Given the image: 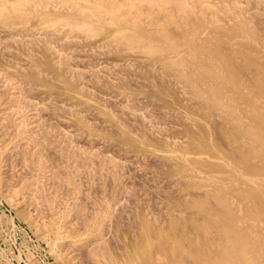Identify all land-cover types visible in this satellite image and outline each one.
<instances>
[{
  "label": "bare ground",
  "instance_id": "1",
  "mask_svg": "<svg viewBox=\"0 0 264 264\" xmlns=\"http://www.w3.org/2000/svg\"><path fill=\"white\" fill-rule=\"evenodd\" d=\"M59 1H63L66 5H68V6L70 5V7L74 9L73 13L59 15L58 16L59 20H63L65 22H67V24H69L70 26L76 25L78 28H81L86 33H88L89 35L96 34L101 30L102 26H104V27L107 26L108 27L107 31L108 32L110 31V35L113 36V40L116 41L115 42L116 45L114 46V48L121 47L122 45H124V46L128 45L129 47H134L135 49H140L143 53L152 56L154 58L153 64L152 65H143L142 68L146 67V69H148V71H150L151 73L155 72L156 74L160 73V70L163 73L165 72V74H167V76H168V77L167 76L166 77L170 78V80L173 82L174 85H178V86L180 85L181 88L184 90V92H187L188 99L191 100L192 104H193L192 108H196L199 111H201L204 119H211L210 120L211 125L209 127H207L206 123L204 121H201V120L195 121V118H191V120L189 121L188 120L189 118H188L187 121L190 122V125L192 127L196 126L198 128V131H196V132H194V130L190 131V135H191L190 138H186V137L184 138V140L188 139V141L182 142L181 140H183V139L180 140V137L178 138L180 141H178L176 139L174 140V138H177V137H173L171 135V137L173 139L172 140L167 139V142H166V147H168L167 150L162 151V153H160V154L154 152L157 148L153 147L155 150H153V151L151 150L153 152V158H154L153 163H156L157 160H162L160 162V164L162 167H164V173L166 170H168L169 173H171L173 175V184L172 185L175 187L176 192H175L174 196L172 195L173 198L171 196H170L171 198L170 197L168 198L166 196H163L161 194V192L160 193L158 192V194H156L157 190H155V188H154V190H151V188H149L150 186L146 182V184H145L146 187L144 186L146 188L145 189L146 193L147 194L152 193L153 195H156V196L159 195V197L162 195L160 199H162L164 197V199L162 201L164 204L163 207H165V208H163L164 209L163 212L166 209V211L168 213L164 217V215L162 216V214H165V213H163L161 210L162 214H160V216L164 217V219H165V220H162L164 222V223H162V224H164L163 226L155 224V226L148 228L146 226L148 222L146 223V225L143 224L146 226V229L143 228V231L140 233V241H139L138 245L135 246L132 249V251L126 255L125 260L123 259L124 255H122V253H119L120 257L122 255L121 258L124 260L123 264H126L125 261H127L129 264H164V263H162L163 259H166L165 264H264V25H263V28H261L259 26V24L261 22H263V24H264V20H262L263 17L260 19L254 13V11H253L254 5L252 4L253 0H247V3H248L247 6L245 5L244 7H241V8L234 7L231 9H225L223 7V5L225 3L234 4V3H236L235 2L236 0H220L222 3L220 8L217 5H215V3H214V5L211 4L212 1L210 2L209 0H194L193 6H190L191 4L189 6L186 5L184 0H123V1L120 0V1H122V3H119V2L115 3V0H90V1L89 0H59ZM259 1H260L261 5L263 6V9H264V0H259ZM51 2H53V1H51ZM140 2L145 3L148 8H151L153 5H155L158 9L163 10L165 12L164 14L167 16L166 20H165V24L163 22L164 20L161 22H156L155 19H153V18L152 19L150 18V21L147 18L148 21L150 22L148 24H152V25H154V27L151 29L144 28L145 23L142 20V15H144L146 13V11L143 12L139 9L138 4ZM186 2H187V0H186ZM41 3H42V0H0V18H1L0 24L2 26H5V27H8V26L11 27L15 22H18L17 20L21 21V20H24L25 18H27V15L30 14L31 10H33L32 6H34L35 4L37 6V4H41ZM238 5H240V4H238ZM36 6H34V7H36ZM167 6H169V7L173 6L175 9H177L178 14L177 15L173 14L171 12L173 10L168 11ZM44 7H45V4H44ZM37 8H38V6H37ZM216 11H220L221 14L226 13L228 15V22L229 23L224 24V22L221 21V19L215 13ZM44 22L46 23V21H44ZM167 25H169L171 29L167 28L166 27ZM173 27H175V28L173 29ZM2 32H3V30H2ZM46 32L47 31H45V33ZM48 32H50V31H48ZM1 33H0V36H1ZM8 33H6V34H8ZM34 33H35V31H34ZM6 34H5V36H6L5 38L0 37V45H4L2 47L10 45V43L17 44L20 47H22V46L25 47V46H27V44H30V43H32V45H34L35 42L41 43V45L44 46L45 50L48 51L54 57L53 59L55 61L53 63V67H55L56 70H57V68H59V69L63 68L64 73L66 72V73L70 74L69 75L70 78L72 77L76 80H80V79H83V77L85 76L87 78L89 77L88 80L90 79V81H96L95 83H97V80H98L97 78L100 77V75H98V74H101L102 77L106 76V74H104L105 72H103L104 70L107 69V66H105L106 64H104L106 69H104L105 67L103 65H98L95 68H92V66H94L96 64V60L94 62L95 63L94 65H93V62H91V61L88 63V64L92 63L91 67L88 66V64L87 65H81L82 64L81 60L79 61V62H81L79 64V62H78L79 59L77 58V57L81 56V55L79 56V54H78L80 49L78 50L76 48V51L78 50V52H76V51H74L75 47L73 50V49H71V47H70L71 45H70L69 48L66 49V52L68 51L67 52L68 54L65 51H63L65 48H63L62 45H64V43H66V39H68V41H69V35L68 34H70V33H67L66 38L64 37L65 36L64 35L63 36L64 39L61 36L62 41L65 40V42L63 44L58 42L59 45L62 44L60 46L57 44V42H55L56 46L53 45L51 43L52 41L50 42L48 37L45 36L47 34L44 35V32L43 33L41 32V35H40L41 37L39 36L40 38H38V39L29 38L30 36H28L27 37L28 39H27L26 37H23V36L20 37L21 35L16 37V35H17L16 33H15L16 35H14V37L11 36V33L9 35H6ZM36 34H40V33H36ZM42 34L44 36H42ZM64 34H66V33H64ZM12 35H13V33H12ZM32 36H34V34H32ZM47 36H49V35H47ZM54 36H56V35H54ZM84 36L81 37V39L82 38L84 39ZM36 37H38V36L36 35ZM72 37H70L71 40L77 38L76 36L73 38ZM51 39H53V37ZM78 39H75V40H78ZM79 41H80V39H79ZM67 44H65V45H67ZM2 47H1V49H4ZM9 48L7 46V49H8V50H6L7 52L6 51L3 52L4 50L1 51V49H0V51H1L0 55L2 54L3 57H4V55L6 57L7 54H3V53H8V51H9V53H12V52H10ZM25 48L29 49V45ZM99 48H101V49H99V51L95 50V51H98L97 54H99V52H101L103 49H104L103 51H106V52L109 51V49H106L104 47L102 48V46H100ZM10 49L12 50L13 46H11ZM94 49H98L97 46H95L92 49V51H90L91 53H89V54L90 55L92 54V55L97 57V54H95L96 52L93 53ZM14 50H15V48H14ZM19 51L21 52L22 50H19ZM69 51H70V54H73V51H74V53L76 52L75 54L78 55V56L76 55L77 56L76 58L78 60L76 59V61H75V59H73L74 60L73 61L71 59V57L75 54L69 55ZM71 51H72V53H71ZM81 51H80V53H81ZM20 52H13L12 55L14 56V53L19 55ZM106 52H105V54H110V53H106ZM35 53H36V51H34V54ZM84 53H85V49H84V52H82L81 54L84 55ZM30 54L31 53H29L28 55H30ZM34 54L32 53L33 56H34ZM50 54H49V56H51ZM23 55H24V53H23ZM32 55L30 57H32ZM83 55H82V57H80L81 59L86 57ZM86 55H88V54H86ZM99 56H101V55L99 54ZM34 57H32V59ZM11 58L12 57L9 56V59H10V61H9V59L6 57L5 60L8 59V61H5V62H10V63L12 62L13 63L14 60H13V58L12 59ZM25 58H27V57H25ZM11 60H13V61H11ZM20 60L23 62L22 59H20ZM70 60H72V61H70ZM18 61H19V59H18ZM18 61H16L17 62L16 65L19 63ZM85 61H86V59H85ZM99 61H98V63H99ZM134 61H136V60L133 59L131 62L132 65L129 66L131 63L128 60V62L130 63L128 65V67H132L133 63L135 64ZM22 62H20V63H22ZM24 62H25V60H24ZM24 62L22 63L23 65H25ZM71 62H73V64ZM75 62H77L79 65H81V67H79L77 64H76V66L72 67V65H75L74 64ZM103 62H101V63H103ZM120 62L122 63L123 61H120ZM1 63H2V61H1ZM112 63H113V61H112ZM117 63L118 62L116 61V63H113V64L115 65ZM123 63L125 64L126 62H123ZM3 64L5 66V63H3ZM23 65H22V67L24 68ZM27 65L29 66V62ZM108 65H110V64H108ZM123 65H122V67L125 66V65L124 66ZM14 66H11V67H14ZM99 66L100 67L102 66V69H104L102 71L103 73H100L101 71L99 72L98 69H96V68H99ZM110 66H112V67L111 68L108 67V69L110 68L111 73L112 74L116 73L115 76H118L119 74H117V73L120 71L119 70L120 68L117 69L118 71L113 70V72H114L113 73L111 69H116V68H113L112 64ZM120 66H121V64H120ZM126 66L124 68H126ZM135 66H137V65H135ZM15 67H17V66H15ZM15 67H14V69H15ZM32 67L35 70L36 67H34V66H32ZM37 67H39V66H37ZM140 67L138 69H140ZM9 69H11V68H9ZM28 69H29V67H28ZM32 69H30V70H32ZM138 69H136V70H138ZM146 69H145V72H147ZM1 70H2V68H1ZM35 71H36V74L38 76L42 75L41 73H44V75H46V73L43 71L41 72L40 70H38L39 72H41L40 74L37 70H35ZM141 71H142V69H141ZM2 72L4 73V71L2 70L0 72V77H1ZM5 72H7V70ZM8 72H10V71H8ZM3 73H2V78L4 76ZM7 73H6V75H7ZM109 73L110 72L108 70L107 75ZM123 73H124V71H123ZM112 74L108 75L111 77V79H109V77L106 76L109 79V81L112 80ZM120 74H122V73H120ZM152 74H153V75H151L152 77L149 75L150 79L153 77H155L154 79H156L155 74L154 73H152ZM9 75H12L11 72ZM127 75H129V74H127ZM120 76H122L121 78H123V79L125 78V77H123L124 75H120ZM160 76L165 77L164 75H160ZM7 77H8V75L6 76V78ZM9 77H8V79H9ZM18 77H17V79H19ZM126 77L128 78V76H126ZM134 77H135V75H134ZM134 77H133V79H135ZM6 78H3V79H6ZM13 78L11 76L10 81H12ZM136 78H138L137 75H136ZM15 79H13L14 82H15ZM133 79L131 76V80H133ZM20 80H19V82L18 81H16L15 83L13 82L14 86L12 89H10V90H13L11 92V91L7 90V88L9 87V83L7 84V82L5 80L0 79V100H5L3 102H7L6 104L10 105L12 103L13 106L15 105L14 107L12 105H11L12 107L9 106L12 109L14 108V110L10 109L9 107H6L8 110L6 108H4V112H3L4 114L1 113V115H3V116L0 118V133L3 135L4 138H5V136H8V140H9V138H11L10 139L11 142L13 139L14 140L13 141L14 146H16L17 143L19 144V145H17V148L20 150H17L16 147H14V149L18 151L19 156L22 158L21 161L22 160L24 162L30 161L32 164H34V167H33L34 172L32 171V174L33 173L37 174V172H39V173L41 172L40 175L38 173L37 175H39V176H36V177L37 178L38 177H40V178L45 177L47 180V185L48 186L50 185V188H52L51 186H53V188H52L53 191H51V194L46 196L45 194H42L39 191L44 186L42 183L43 181L41 180V182H40V178H39V180L36 179L34 182L30 183L32 178H31V180L29 179L30 182L28 181V183H26V186L24 188H25L26 194L28 195L27 198H28L29 202L33 204V206L35 205L40 210V208L43 209V207H44L43 205H47L48 209H50L53 201L55 199H57V197L59 195L64 193L65 190H67L65 188H68V186L70 184L72 185V187L69 186V189L71 187V190L66 191V193L69 192L71 194V195L69 194L70 197L73 196V198L76 200L75 196L72 195V193L73 194L76 193V194L80 195L79 193H81L80 190L83 189L82 188L83 185L86 186V183H84V184L81 183L83 185L78 183V181H79L78 179L82 180L85 177V174H84V176H82L83 178L82 177L78 178L79 175L83 172L82 171L80 173V171L84 169V166H83V165H85L84 162L90 164L89 165L90 167H92L91 165H93L92 163H94V161L99 162V164L102 163L104 166L106 165V168H103L104 167L103 165L100 166V168L102 170L106 169L107 171L105 170V172H107L108 175L112 176V179L115 178V177L113 178V176L115 174H117L116 172H118L119 170H120V172H124V169H123L124 168V161L121 160V157H123V156L127 157V154L123 155V153H121L120 155H118L120 157L119 159L121 161L118 158H117V160H115L116 155H117L116 154L117 151H114L115 155L113 154V156L111 157V155L113 153V148H111V150H112L111 154L109 152H108L109 154H106L105 152L103 153L104 150H102L101 153H103L104 155L101 154V156H99L100 153L98 154L97 150L94 148H99L102 145V144L100 145V142H99L98 147L97 146L94 147L93 150L88 149V150H91L88 152H87V150L85 152H83V151H80L79 148L76 149V147H78L79 145L77 146L76 142L73 143V141L74 140L76 141V139H74V140L71 139L72 135L74 136L75 135L74 133H76V132L74 131V133L72 134L71 131L66 133L67 131H64V129L60 130L63 127L62 123L64 121L66 123H63V125L66 124L67 128H68V125H71V124H67L68 118L63 120V122L61 121L62 123L59 122L60 119H57V120H59L58 122L53 121V120H56V119H53L54 117L52 118V120H51V118L44 119V116L48 117L47 114L43 116V114L46 113V111L48 110V108H46V106L44 105L45 102L42 103L43 99L40 102L34 101V99L31 100L33 96H29V97H31V99H30L28 97V94L31 93V90H32L31 88H33V87L32 86H30L31 88L29 86L25 87V85H24L25 82H24V84L22 83L23 84V86H22L20 84V82H21ZM50 80L52 81V79H50ZM135 80L133 81L135 86H139L142 84V83L140 84L139 82H137V80H136V82L139 83V85L136 84ZM138 80H140V79H138ZM1 81H5V82H3L4 86L2 85ZM83 81H79L78 83H82V82L85 83V80H83ZM98 81H99L98 83L100 84V80H98ZM123 81H124V83H123ZM123 81H122V84H125L126 81L125 80H123ZM151 81H153V80H151ZM102 82H104V81H102ZM162 82H163V80H162ZM27 83H26V85H27ZM87 83H88V81L84 84V86L87 85V87H88L89 85ZM91 83H92V85H94L93 82H91ZM114 83H116V81L113 82V85H116V87H117V84H114ZM129 83H128V85H131ZM151 83H153V82H151ZM120 84H121V82H120ZM5 85L7 86V88H5ZM79 85H80L79 88L81 90V84H79ZM105 85H106V83L103 85L106 88L107 86H105ZM152 85H154V84H152ZM103 86H101V88ZM156 86H159V84H156ZM89 87L87 88V89H89V91L85 87H83V88L86 89L89 93H90V90L97 88V87H95V88L93 87V89H91V86H89ZM130 87H128L127 89H130ZM144 87L141 89H145ZM150 87H151V85H150ZM154 87H155V85H154ZM9 88H11V86ZM83 88H82V91L84 90ZM156 88H158V87H155V89ZM76 89H78V88H76ZM130 91H131V89H130ZM167 91L168 90H165L166 93H167ZM97 92H95V90H94V93H97ZM99 92L100 93H98V94L101 95L102 92L101 91H99ZM131 92H133V90ZM142 93H141V95H142ZM98 94H96V95L98 96ZM75 95L80 96L77 94H75ZM93 95L91 93V95H89V96L93 97ZM184 95H185V93H184ZM39 96H42V95H39ZM50 96L51 95H49V97ZM109 96L111 97L112 94ZM128 96L126 98H124V100H122L123 104L120 103L122 101L116 102V99H115L116 103L122 104L119 106L117 105L118 115L117 114L116 115H117V117H119V119H125V121L123 120V122H126L125 117L127 115H128L127 117L129 118L128 120H130L131 115H133L132 117L134 118V115L137 114V112H135L136 114L134 113V111L132 109L133 106L131 103H129V101L131 99H129L130 97H128ZM140 96H138V97H140ZM187 96H186V98H187ZM54 97H55V95H54ZM58 97H60V96H58ZM108 97H106V95L104 97V98H107V99H104L105 103L106 102L109 103L107 105H110V102H111V105L116 104L114 101H110L111 98L110 97L108 98ZM115 97H117V96H115ZM36 98H38V96L35 97V99ZM117 98H119V96ZM144 98H146V97H144ZM149 98H147V99H149ZM81 99H83V98H81ZM84 99H83V101H84ZM150 99H149V101H150ZM152 99L156 101L155 98H152ZM38 100H40V97ZM86 100H87V98H86ZM153 100H151V101H153ZM50 101H52V100H50ZM56 101H58V100H56ZM96 101H97V99H96ZM101 101H102V99H101ZM139 101H140V99H139ZM142 101H144V100L142 99ZM61 102H63V101H61ZM89 102H91V101H89ZM93 102L94 101L92 100L91 103H93ZM131 102L135 103L136 101L132 100ZM196 102H202L203 106L199 105L198 103L196 104ZM63 103H65V100ZM63 103L61 104V107H62ZM102 103H103V101H102ZM140 103H141V101H140ZM145 103H147V102H145ZM4 104L5 103L1 102L0 106H2ZM142 104L144 105V103H142ZM142 104H139L138 106L141 107ZM52 105L54 106L53 102H52ZM52 105H50L51 106L50 108H52ZM58 105H60L59 102H58ZM64 105H63V108H64ZM66 105H67L66 107L69 108V110H68V112H69L71 105H69V104H66ZM79 105L80 106H78V105L76 106V109L78 107L80 108L82 106V104H80V103H79ZM138 106H136V107H138ZM47 107H48V105H47ZM136 107H134V108H136ZM53 108L55 110V107H53ZM84 108L85 107L83 105V110L81 111L82 108L80 109L81 112L79 110L74 111L75 110V106H74V110L71 107V109H72L71 111L74 113V115L78 116L77 118L80 117V119L81 118L83 119V116L85 118V117H88L89 114L90 115L93 114V111L90 110L91 113L89 112L88 115L87 114L85 115L86 111ZM97 108H98V106H97ZM146 108H144V109L148 110L149 105H148V108L147 109ZM57 109H58V107H57ZM61 109H59V111ZM154 109H155V107L152 108V110L150 108L148 111L152 112V111H154ZM25 110L26 111L28 110V112L30 110V113L26 112ZM66 110H67V108H66ZM86 110H88V109H86ZM156 110L157 109H155V112H157ZM160 110H161V108H160ZM169 110L170 109H168V112H169ZM2 111H3V108H2ZM2 111H0V112H2ZM83 111H84V114H83V116H81ZM106 111H108V110H106ZM159 111H158V115H159ZM25 112L28 114H26ZM65 112H67V111H65ZM161 112L163 114L164 113L167 114V110L164 112L163 111H161ZM175 112H176V110L174 111L173 114H175ZM47 113H49V115H50L49 111H47ZM109 113H110V111H109ZM115 113L116 112L114 111V114ZM162 113H160V114H162ZM170 113H172V112H170ZM184 113H186V112H184ZM95 114H97V113H95ZM95 114H93V118L95 117L94 116ZM154 114L156 116L157 113L152 112V117L155 119V118H157V116L154 117ZM173 114L172 115L170 114V115L172 117H174ZM51 115L53 116L54 114H51ZM138 115H140V114H137L136 117L139 118L140 116H138ZM142 115L145 116V114H142ZM147 115H151V114L148 113ZM163 116H164V118H166V116L168 117V114L166 116L165 115H163ZM178 116L180 117V115H178ZM31 117H32V120L30 119ZM69 117H71V116H69ZM114 117H116V116H114ZM136 117H135V121L137 120ZM170 117H168V118H170ZM187 117H189V116H187ZM93 118L92 119L90 118L91 120H89V122L87 120V123L90 124V121L95 120ZM174 118L178 119L176 117H174ZM180 118H182V117H180ZM29 119L33 123L32 125H30L31 127L30 126L27 127V122H30ZM63 119H64V117H63ZM113 119L114 118H112V120ZM116 119H117L116 121L118 122L119 119L118 118H116ZM152 119L150 122L151 124L149 123L150 127L152 126V123L154 122V120L152 122ZM46 120H48V121L50 120V121L48 122ZM101 120L102 119H100V121ZM159 120L160 119H158V121H157L155 119V121H157L156 123H158V122L160 123L159 125L157 124L158 126L155 125L158 127V129H159L160 125L163 124V123L161 124V122H160L161 120L160 121ZM132 121H134V120H132ZM132 121L130 122L131 124H132ZM184 121H186V120H184ZM50 122L61 123L62 127H59L58 126L59 124L56 125L57 123L56 124L54 123V125H52L53 123L51 124ZM144 122L146 123V120ZM144 122H143V124H144ZM165 122L163 125H167V122H166V124H165ZM96 123H98V122L96 121ZM106 123L107 122H105L104 124L102 123V124L107 125L108 123L107 124ZM99 124H101V123H99ZM102 124H101V126H99L97 124L100 127L99 129H101V127H103ZM120 124H122L121 121H120ZM125 124L127 125V123H125ZM55 125L57 126V128ZM93 125H94V123L92 124V126ZM136 125H138V124L136 123ZM147 125H148V121H147ZM168 126H169L168 129H170L173 125L170 127V124H168ZM71 127H73V126H71ZM134 127L135 126H132L133 129L138 128V127L137 128L136 127L134 128ZM150 127H148V128L149 129L153 128V127H151V128ZM69 128H70V126H69ZM108 128H109V126H108ZM113 129H114V127H113ZM113 129L111 128V130H113ZM137 130L141 131L140 128ZM195 130H197V129H195ZM77 131L81 132L80 134L82 136L83 130L82 131L77 130ZM140 131H139V133L137 132L138 136L140 135L141 137H143L142 136L143 132L140 133ZM148 131H153V130H148ZM154 131H155V129H154ZM165 131H166V129H164V132ZM134 132H136V130H134ZM60 133H64L62 136L64 139L67 136L66 134L70 135V133H71L72 134V135H70L71 138H70V136L68 138L73 140L70 142H71V144L73 143V145H76V146L72 145L73 147L72 146L67 147V145L69 144L68 139H66L68 141H65V142H68V144L63 145V142L61 144L62 140L60 141L59 137H61L62 134L60 135ZM114 133H115V131H114ZM129 134H131V133H129ZM132 134H134V133H132ZM152 134H153L152 136H154V133H152ZM155 134H156V132H155ZM76 135H77V139H78V134H76ZM159 135H161V134H159ZM86 137L88 139V137H90V136H86ZM166 137H168V135L165 137L162 136L161 139L166 138ZM85 138L84 139L82 138L80 140H85ZM94 138H95V136L93 138H90V140H93ZM133 138H135V137H133ZM133 138H132V140H133ZM1 139L2 138H0V140ZM20 139H22V140L25 139L23 141L24 143L21 142L23 144V145L21 144V146H20V142H17V140L19 141ZM142 139L144 140L145 138H142ZM8 140H6V143ZM90 140H89V142H90ZM101 140H103V138ZM107 140L105 142L108 144L111 139L108 140V142H107ZM147 140H151V139L148 138ZM112 141H114V140H112ZM135 141H136V139H135ZM81 142H80V145H81ZM84 142H83V144H84ZM8 143H10V142H8ZM86 143L87 142H85V146H84L85 148L86 147L91 148V147L95 146V144L93 146H86ZM71 144H69V145H71ZM91 144H93V142ZM110 144H112V142H110ZM136 144H138V143H136ZM32 145H33V147H31V148L32 149L34 148L33 151L31 149H29V147ZM120 145H122V144H120ZM134 145H135V143H134ZM5 146H6V144H5ZM51 146L53 147L52 150L55 149L54 151L58 154V155H56L57 158L59 157L58 160L59 159L62 160V161L61 160L57 161V163H59L61 165V167H63L64 169L63 168L57 169V167H60L59 164H57L58 166L55 167L53 162H51V161H56V159L50 160L51 159L50 154L47 153V152L51 151V154L54 155L52 153V150L50 149ZM84 147H82V149H84ZM101 147H103V146H101ZM124 147H126V146H123V148H121V150L124 149ZM148 147H149V145H148ZM7 148H9V147L7 146ZM11 148H13V147H11ZM153 148H151V149H153ZM14 149H9V150H12V152H14L13 151ZM114 149H116V148H114ZM119 149H120V147H119ZM126 149H129V148L126 147ZM105 151L107 152V150H105ZM12 152H11V154H12ZM14 153L17 154L16 151ZM140 153L141 152H139L137 154L140 155ZM142 154H143V152H142ZM149 154H150V152H149ZM143 155H140V156L143 157ZM76 156H78V157H77V160L75 162L74 157H76ZM130 156H132V155H130ZM4 157L6 160H9L6 158V156H4ZM9 157H11V155ZM12 157H11V159H12ZM15 157H16V155H15ZM48 157H50V158H48ZM53 157L54 156H52V159L55 158V157L54 158ZM79 157L81 158V160L79 159L80 161L78 160ZM126 157H124V160ZM146 157H144V159ZM149 157H148V161L149 160L152 161V159H150ZM3 158L1 160V157H0V165H1V161H4ZM14 159H12V162H14ZM138 159H140V158H138ZM16 161H18V160H16ZM60 161H61V163H60ZM77 161L79 162V165L81 162H83V165H82L83 169H82V167H79L80 169L78 168L79 165L77 166V164H78ZM127 161L128 160H126L125 164H127ZM130 161H133V159ZM6 162H8V161H6ZM18 162H15V163H18ZM136 162L138 163L139 161L137 160ZM19 163H18V165H19ZM137 163H135V164H137ZM158 163H159V161L156 164H158ZM95 164L96 163H94V165ZM140 164H141V161H140ZM149 164H150V162L147 163V166ZM25 165L26 164L23 163L22 166H24L26 168ZM127 165L129 167L130 164H127ZM11 166H12V164H11ZM22 166H20V167H22ZM86 166H88V165H86ZM157 166H159V164ZM161 166H159V167L161 168ZM94 167L97 168V166H94ZM134 167H136V166L133 165L132 168H134ZM143 167H146V166L143 165ZM143 167L141 166V168H143ZM1 168L4 169L6 167L4 165V167L2 166ZM121 168L123 169V171L121 170ZM149 168H147V169H149ZM153 168H154V166H153ZM138 169H139V166H138ZM138 169H134V170H138ZM23 170H25V169H23ZM116 170H118V171H116ZM6 171L8 172V170H6ZM6 171L3 170V172H5V174L3 173V175H6V173H7ZM96 171H98V170H96ZM130 171H131V169H129V172L127 170V173H125L126 172V170H125L124 174L127 175L128 173H130ZM87 172L91 173L92 170L87 171ZM101 172H102L101 174H104V170ZM135 172H140V169L138 171H135ZM153 172H154V170H153ZM8 173H7V175H8ZM11 173H12V171H11ZM18 173L21 174L20 172H18ZM27 173H28V171H27ZM146 173H147V171H146ZM146 173H143V174H146ZM154 173L156 174L157 172H154ZM28 174H30V173H28ZM118 174L120 175V177L122 176L120 173H118ZM132 174H133V172H132ZM150 174H152V172ZM150 174H148V175H150ZM3 175H2V172L0 169V187H1V185H3L2 181L4 180V178L7 177V176L3 177ZM93 175H95V174H93ZM137 175H135V176H137ZM10 176L12 178L13 175H9V177ZM21 176H22V174H21ZM123 176H125V175H123ZM139 176H142V174L140 173ZM139 176H137V177L139 178ZM145 176H144V178H145ZM153 176L154 177L155 176L160 177V175H153ZM153 176H151V178ZM24 177H26V176H24ZM24 177H21V179ZM31 177H33V176H31ZM96 177L94 176L92 178V180ZM116 177H117V175H116ZM86 178H87V176H86ZM88 178H89V176H88ZM91 178H90V180H91ZM18 179H20V177H18ZM101 179L103 180V178H101ZM112 179H110V181ZM125 179H126L125 181H128L127 180L128 177ZM129 179H130V177H129ZM9 180H7L8 183H9ZM87 180L88 179H86V181ZM144 180L141 179L140 180L141 182H140L138 179V181L141 184H142V182H144ZM5 181H6V179H5ZM5 181H4V183H5ZM7 181H6V183H7ZM91 181H90V183H91ZM107 181H109V180H106L104 182L107 183ZM135 181H136V178H135ZM154 181H152V182H154ZM161 181H163V180H161ZM161 181H160V179L158 180V182H160V183L158 185H156V187H158L162 183ZM39 182L42 184H39ZM82 182H84V180H82ZM102 182H101V185H102ZM111 182L113 183V181H111ZM132 182H133V180H132ZM166 182L168 183L167 180H166ZM166 182L164 184H165V186L168 187V184ZM18 183H20V182L18 181ZM96 183L97 182L95 181V184ZM98 183H97L98 185L96 184L94 186L100 187V182L98 181ZM136 183H138V182H136ZM148 183H150L149 180H148ZM109 184H110V182H109ZM109 184H107V185H109ZM127 184H130V188L132 187L131 181H130V183L128 181ZM170 184L171 183H169V186H170ZM6 185H5V188L6 187L9 188V186H6ZM8 185H10V184H8ZM79 185L82 187H80ZM104 185H106V184L104 183L103 186ZM133 185H134V183H133ZM154 185H153V187H155ZM135 186L137 187L136 190H138V186L137 185H135ZM165 186L163 187V185L162 186L160 185V188L161 187L165 188ZM86 187L84 189H86ZM91 187L93 189H95L93 187V185H91ZM91 187L89 188L90 191L88 190V188H87V191H89L88 193L93 194V193H91L92 192ZM120 187H121V185H120ZM120 187L118 186L117 188H120ZM170 187H172V186H170ZM108 188L109 187H106L107 190L104 189V191H110V190H108ZM127 188H128V186H127ZM139 188H140V190H142L141 185L139 186ZM62 189H64V192ZM126 190L128 191V189H126ZM161 190H163V189H161ZM164 190H165L164 192H166L167 189H164ZM169 190H171V189H169ZM87 191H85L86 194H87ZM97 191H99V190L97 189ZM100 191H101V189H100ZM131 191H130V193H131L130 195H132ZM4 192H6V190ZM4 192H2V193H4ZM93 192H95V194H96L95 196L100 194V192H96V190ZM136 192L138 194V191H136ZM140 192H144V190L140 191ZM140 192H139V194H140ZM102 193H103V190H102ZM116 193H117V190L113 193L114 194L113 198L115 197ZM123 193H126V192H123ZM84 194H82V195H84ZM107 194H110V192L109 193L107 192ZM126 194L129 195V193H126ZM149 194H148V196L151 198L152 194H151V196ZM67 195H65L66 198H68ZM118 195H122L121 198H123V196H124L122 193L118 194ZM118 195L116 197L117 199L119 198ZM104 196H105V193H104ZM138 196H140V195H137V197ZM143 196H147V195L143 194ZM78 197H77V199H78ZM80 197H79V199L82 202V200H84L85 196H82L83 197L82 199ZM141 197H142V195H141ZM153 197H155V196H153ZM61 198L62 197H60V202L63 201V198L62 199ZM93 198H94V196L92 197V200H93ZM97 198H98V196H97ZM103 198H105V197H103ZM127 198H126L127 203L125 202V204H126L125 209L126 208L129 209L127 207V204H128V206H129V203L131 204L130 201L128 203V200H130V198H128V199ZM134 198H136V197H134ZM79 199H78V201H79ZM117 199H115V200L117 201ZM123 199H125V198H123ZM123 199H119L120 203L122 202ZM147 199L148 198L146 197V202L152 200V198L150 200H147ZM15 200H17V198ZM87 200L89 201V198ZM157 200L156 201L159 202V198ZM68 201L66 203H68ZM88 201H86V203L91 204L93 206V209H96V213H98L97 207L100 211L102 210L103 212H106L108 210V205H107L108 202L106 204V201H104V200H97L98 202L95 201L98 204L97 207L95 206L96 208L94 207V205H96V204H94L95 202H93V204H92L91 202L88 203ZM131 201H133V200L131 199ZM141 201H142V199H141ZM60 202H58V204H60ZM72 202H73V200H72ZM123 202H124V200H123ZM86 203H85V205H86ZM116 203H114V204H116ZM147 203H149V202H147ZM61 204H62V202H61ZM76 204H78L77 206L79 207V205L81 206L83 203L82 204L76 203ZM76 204L75 205L73 204L71 206L76 207ZM114 204L112 203V206ZM121 204L120 205L118 204V207H120L119 209H121ZM134 204H136V202ZM134 204H131V205L133 206ZM145 204L146 203L143 204V207ZM60 205H59V207H62ZM148 205L146 204V208L148 207ZM122 206L124 207V203ZM132 206H131L130 210H132V211L136 210L137 211V209H135V205H134V209L132 208ZM152 206H155V207H152ZM152 206L151 207L155 209L156 206H158V205H155V201H154V205H152ZM56 207L59 209L57 204H56ZM81 207H83V206H81ZM81 207L74 208V209H78L76 211H79V213H78L79 216L81 215V212L83 210ZM118 207H113V208L117 209ZM123 207H122V209H123ZM38 209H37V211H38ZM93 209L91 208V211ZM125 209H123V210L125 211ZM156 209H155L154 213L157 211ZM45 210H47V209H45ZM59 210H61V209H59ZM59 210H58V212H59ZM72 210H73V208L71 207V211ZM87 210L88 209L86 208V212H87ZM114 210L110 209V212L114 211ZM148 210H151V209H148ZM35 211H36V209H35ZM73 211H75V210H73ZM76 211L74 212V214L77 215ZM89 211L90 210H88V212ZM121 211L122 210L119 211L120 214L122 213ZM127 211H129V210H127ZM140 211H141V209H140ZM39 212H38V214H40ZM61 212H62V210H61ZM103 212H101V213H103ZM117 212H118V210L115 212V214L113 213L111 215L114 216V215H116ZM144 212H145V210H144ZM69 213H70V210H69ZM128 213L131 217H133V221H131V222H132V225H134V226H132L131 224H130V226H129V224L127 225V227L129 226L130 228H132L130 231L131 232L130 235H132L133 227H136L135 226L136 224H134V223H137L138 221L135 220V222H134V219H136L134 217H137V216H134L136 212H134V214L131 212V214H133V216L130 214V212H128ZM148 213H149V211H148ZM148 213H147V215H148ZM154 213L151 212L152 216ZM57 214L58 213L56 211V215ZM74 214L72 213L71 216H73ZM98 214L97 215L95 214L94 216H92V213H91L90 218H88L89 216L86 217L85 215L82 214L81 215L82 217H79L80 220H77L74 216V218L77 221H80V222H78L79 224L77 222L76 223L78 224V227L79 226L82 227V228L79 227L80 230L82 229L81 232H83V230L89 231V229L91 228L90 225H92L94 231H96V232L99 231V229L101 228V221H102L103 217L101 216V214L100 215H98ZM120 214H117V215H119V217H121ZM123 214H125V216H127L126 213H123ZM87 215H89V214H87ZM129 215H128V217H129ZM143 216H145V215H143ZM112 217L110 216V218H109L110 221H111ZM115 217L118 218V216H115ZM162 217H161V219H162ZM42 218H43V216H42ZM121 218L123 219V217H121ZM154 218L152 220L156 221V219H154ZM59 219H60V217H59ZM72 219H73V217H72ZM109 219H106V221ZM137 219H138V217H137ZM125 220L127 221V218H125ZM72 221H74V220H72ZM110 221L108 222L107 226L110 223H112ZM165 221H166V223H165ZM103 222L105 223V221H103ZM122 222H124V221H122ZM131 222H128V223H131ZM47 223L48 222L46 221V224ZM57 223H58V218H57ZM68 223H66V224H68ZM114 223L115 222H113L112 224L114 225ZM121 223L118 225L121 226ZM125 223H127V222H125ZM160 223H161V220H160ZM58 224H57V226H58ZM71 225H73V222ZM74 225H75V222H74ZM104 225H106V223L103 224V227L105 228ZM114 226L116 227L117 225L115 224ZM114 226L113 227L109 226V228L112 227L111 229L114 230V229H116ZM71 227H73V226H71ZM123 227L124 226H122V229H127V227H124V228ZM109 228H107V229L105 228V229L109 230ZM45 230H46V228H45ZM55 230H56V228H55ZM77 231L79 232L78 228H77ZM101 231H102V229H101ZM109 231H108L109 235H110V233H113L112 231H110V232ZM123 231L121 230V232L123 233V237H124V233H126V232H123ZM102 232H100V234ZM104 232H103V234L107 235V233H104ZM133 232L137 233L138 231L136 232L134 229ZM86 233L87 232H84V234H86ZM114 234H115V231H114ZM134 235L135 234H133V236ZM61 236L62 235H60V237ZM82 236H85V235L82 234L81 239H78L77 242L82 243L81 241H84V243H85V239H83L84 237L82 238ZM97 236H99V235H97ZM111 236H112V234L109 236V240H111L110 239ZM114 236L115 235H113V237ZM85 237H88V235ZM93 237H94V235H93ZM104 237H105V235H104ZM113 237H111V238H113ZM71 238H73V237H71ZM99 238H101V236ZM96 239H97V237H96ZM105 239L104 240L97 239L94 241H88L89 245L87 246V244H88L87 243L86 244L87 247L84 245L83 246L84 248L82 247L81 244L77 243L79 246L76 247L77 250L74 247L76 254H75V256H72V257H75L74 260L77 259L78 257H79L78 259H82L83 257L85 259L88 258L89 261L91 262V264H98L99 263L98 262V260H99L98 256L102 257L105 254H107L106 249L109 248L108 243H107L108 245L106 244L107 246L105 245L107 248L104 247ZM115 239L117 240L116 237H115ZM57 240H59V239H57ZM47 241H49V237H48ZM107 241L108 240H106V242ZM57 243L55 245H57ZM69 243H70V241L68 242V244L66 243V245H69ZM73 243H75V242H71V244H73ZM84 243H82V244H84ZM109 243H110V245H112L111 241ZM115 243L118 244V245L116 244L118 247L121 246V245L119 246L120 242L118 243V241H116ZM115 243H114V246H115ZM75 245H76V243L73 244V246H75ZM63 246H64V243H63ZM111 248L113 249V247L111 246L109 248V250H112ZM120 248H122V247H120ZM114 250H115V247H114ZM62 252H61V254H62ZM67 252H69V251L67 250ZM56 255H57V253H56ZM71 255H74V254H71ZM109 255L111 256V258ZM101 257H99V258H101ZM107 257H109L111 259V260H109L110 262L108 264H121L120 262L113 260L112 255L110 253L107 255ZM5 258H6V256H5ZM102 258H103L102 262L104 263L106 258L105 259H104V257H102ZM82 261H83V259H82ZM89 261H87L88 264H90ZM99 264H102V263H99Z\"/></svg>",
  "mask_w": 264,
  "mask_h": 264
},
{
  "label": "rangeland",
  "instance_id": "2",
  "mask_svg": "<svg viewBox=\"0 0 264 264\" xmlns=\"http://www.w3.org/2000/svg\"><path fill=\"white\" fill-rule=\"evenodd\" d=\"M51 1H53V2H51ZM90 1V0H89ZM123 1V0H122ZM122 1H120V0H115V3L116 2H119V3H122ZM189 1V2H188ZM192 1V2H191ZM210 2H211V4H213L214 5V3H215V5H217L219 8H220V6H221V1L220 0H209ZM184 2H185V4L186 5H190V6H193L194 5V0H187V2H186V0H184ZM236 3H234V4H227V3H225L224 5H223V7L225 8V9H231V8H234V7H237V8H241V7H244L245 5L247 6L248 5V3H247V0H236L235 1ZM240 4V5H238V4ZM44 4H45V7H44ZM52 4V5H51ZM57 4V5H56ZM228 6H227V5ZM254 6H253V11H254V13L258 16V18H262V20H264V9H263V6L261 5V3H260V1L259 0H253V3H252ZM260 4V5H259ZM142 5V6H141ZM34 6H36V4L34 5ZM34 6H32V8H33V10H31L30 11V14H28L27 15V18H25L24 20H17L18 22H15L11 27L10 26H8V27H5V26H2L1 24H0V33L2 32V30H3V32L1 33V38H5L6 36H5V34L6 33H8V34H6V35H9L10 33H11V36H13L14 37V35H16V37H18V36H20V37H28V36H30L29 38H34V39H38V38H40L41 36V32L43 33L44 32V35L45 34H47V35H49V36H47V35H45L46 37H48V39H49V41L53 44V45H55L56 46V43L55 42H57V44L59 45V43H64L65 42V40L64 41H62V39H61V36H62V38L64 39V37L66 38V36H67V33H70V34H68L69 35V41H68V39H66V43H64V45H62V44H60V45H62V47L63 48H65L63 51H65L66 52V49H68L69 48V46L71 47V49H73L74 50V47H75V50L74 51H76V48L79 50V52H78V50L76 51V52H78V54H79V56L80 57H82V55L83 54H81L82 52H84V49H85V53H84V55L83 56H86V57H84L85 59H86V61H85V59L84 58H80V57H77L78 55L77 54H75L74 53V51H73V54H75V55H73V54H70V51H69V55H73L72 57H71V59L73 60V59H75V61H76V59L78 60V62L81 60V62H82V64L81 65H87L90 61L91 62H93V65L95 64L94 62H95V60H96V64L94 65V66H92V68H95L96 66H98V65H103L104 66V64H106L105 66H107V69H106V67L104 68V69H106V70H104V69H102V66L100 67L99 66V68H96V69H98V71L100 72V73H103V72H105L104 74H106V76L107 77H109V79H111V77L110 76H108V75H111L112 73H111V71H110V68L112 67V66H110L111 64L113 65V68H116V69H111L112 70V72H113V70H117L118 68H120L119 70V72L117 73V74H119L118 76H115V74H112V80L111 81H109V79L106 77V76H104V77H102V75L101 74H98V75H100V77L99 78H97L98 80H100V84L98 83L99 81L97 80V83H95L96 81H90V79L88 80V78L87 77H83V79H80V80H76V79H74V78H70L69 77V75L70 74H68V73H64V69L63 68H57V70H56V68L55 67H53V63H54V57L48 52V51H46L45 50V48H44V46L43 45H41V43H34V45H32V43H30V44H27V46L29 45V49L28 48H25V47H27V46H22V47H20V46H18L17 44H12V43H10V45L11 46H13V49L11 50L10 48H11V46L10 45H7L8 46V48H9V50H10V52H20L19 50H22L21 52H20V56L19 55H17V54H15L14 53V56L12 55V53H9V51H8V53H3V52H5L6 50H8L7 49V46H5V47H2V46H4V45H0L2 48H4V49H1V47H0V49H1V51H3L2 53L3 54H7V58L9 59V56L10 57H12L13 58V60L15 61H13V60H11V61H13V63L11 62H5V61H8V59L7 60H5L6 59V57H5V55H4V57H3V55L1 54L0 55V70H1V68H2V70L4 71V73H3V75L5 76L6 75V73L8 72V71H10L11 72V74L12 75H9L10 74V72H8L7 73V75H8V77H9V79H8V77L6 78V76L4 77L3 76V78H6V79H3L2 78V73H1V77H0V79L1 80H5L6 82H7V84L9 83V87L11 86V88H7V86L5 85V88H7V90H9V91H13V90H10V89H12L13 88V86H14V84H13V82H14V80L13 79H15V82L16 81H18L19 82V80L21 81L20 82V84L23 86V84H24V82H25V87L27 86H32L33 88H31L32 90H31V93H29L28 94V97L29 96H33L32 97V99H31V97H29L31 100H33L34 99V101H41L42 99V103H44L45 102V106H46V108H48V110L47 111H49L50 112V115H49V113H47V111H46V113H44L43 114V116L44 115H46L47 114V116L48 117H46V116H44V119H46V118H51V120H52V118L53 119H56V120H53V121H59V120H57V119H60V121L59 122H63V120H65V119H67V124H71V125H68V128H67V125L65 124V125H63V123H66L65 121L62 123V126H61V123H57V122H50L52 125H54V123L56 124V125H58L59 127H62L60 130H62V129H64V131H67L66 133H68L69 131H71V133L73 134L74 133V131L76 132V133H74L75 135L73 136L71 133H70V135H72V138H71V136L69 135V134H66L64 137H65V139L62 137L63 136V134L64 133H60V135H61V137H59V140L61 141V144H62V142H63V145L65 144H68V142H69V144H71V142L70 141H73L74 139H76V141L74 140L73 141V143L74 142H76V145L78 146V147H76V149L77 148H79V150L80 151H83V152H85L86 150H87V152L88 151H91V150H93V148L94 147H98V145H99V142H100V145L101 146H103V147H99V148H94V149H96L97 150V153L99 154V156H101V154H103L104 152L106 153V154H111V152H112V150H111V148H113V153H112V155H111V157L113 156V154L115 155V153H114V151H117V155H116V158H115V160H117V158L119 159L120 157L118 156V155H120L121 153H123V155L125 154H127V157L126 156H123V157H121V160L122 161H124V172H125V170H126V172L125 173H127V170H128V172H129V169H131V171H130V173H128L127 175L126 174H124V172H120V170L118 171V170H116V171H118V172H116L117 174H115L114 176H113V178L114 179H112V176H110V175H108L107 174V172H105V170L106 169H103L104 170V174H101L102 172L101 171H103L101 168H100V166H102L103 164L101 163V164H99V162H97V161H94V163H96L95 165H94V163H92L94 166H97V168L96 167H94L93 165H91L92 167H90L89 165L90 164H88V163H86V162H84V164L85 165H83V162H81L80 163V165H79V162H78V164H77V166H78V168L79 167H82V169H83V166H84V169L83 170H81L80 171V175H79V177L78 178H80V177H82V176H84V174H85V177H84V179H82V180H84V182H82V180H80V179H78L79 181H78V183L79 184H81V183H86V186L85 185H83V184H81V185H83V187L82 186H80V187H82L83 189H81L80 191H81V193H79L80 195H78V194H73L72 193V195H74L75 196V198H76V200L73 198V196H71L70 197V193L69 192H67L66 193V191H69V190H71V187H72V185L70 184L69 186H71L70 187V189H69V186H68V188H65V189H67V190H65V192H64V189H62L63 190V192L64 193H62L61 195H59L60 197H62L63 198V201L65 202H63V201H61L62 202V204H61V202H60V197L58 196L57 197V199H55L54 201H53V203H52V206L50 207V209H48V206L47 205H43L44 207H43V209H41L40 208V210L34 205L33 206V204L32 203H30L29 202V200H28V198H27V194H26V192H25V186H26V183H28V181H29V179L31 180V178H32V180H31V182L30 183H32V182H34L36 179L37 180H39V178L40 177H36V176H39L40 175V173L39 172H37V174L39 173V175H37L36 173H33L32 174V171L34 172V170H33V167H34V164H32L30 161L28 162V161H26V162H24L23 160L21 161V157L19 156V154H18V151L17 150H20V149H18L17 148V145H19L18 143H17V145L16 146H14L13 145V139H12V142H11V138H9V140H8V136H5V138L3 137V135L0 133V138H2L1 140H0V157H1V160H2V158L4 157V156H6V158L7 159H9V160H6L5 159V157L3 158L4 159V161H1V165H0V169H1V172H2V175H3V173L5 174V172H3V170L4 171H6V170H8V175H7V173H6V175H3V177H6V178H4V180L2 181V184L4 185L5 183H6V181L7 180H9V183H8V181H7V183L8 184H10V185H8L7 183V185L6 186H9V188L8 187H6L5 188V185L3 186V185H1V187H0V264H88L87 263V261H89V259L88 258H82L83 259V261H82V259H78L77 257V259L79 260H77V259H75L74 260V258L75 257H72V256H75V248L77 247V246H79L78 244H81L82 245V247L85 245L86 246V244H87V246L89 245V242L88 241H94V240H97V239H99V240H104L105 238V243H104V247H106L108 244V247L110 248L111 246L113 247V251L112 250H109V248H107L106 249V253L107 254H105L104 256H102V257H104V259H105V261H104V263L102 262V260H103V258L101 257V256H98V262L99 263H102V264H108L110 261L109 260H111L110 258H111V256H110V258L109 257H107V255L110 253L111 255H112V259L113 260H116V261H118V262H120L121 264H123L124 263V260L126 259V255L128 254V253H130L131 251H132V249L135 247V246H137L138 245V243H139V241H140V233L143 231V228L144 229H146V226L148 227V228H151V227H153V226H155V224H157V225H161V226H163L164 224H162V223H164L162 220H165L164 219V217H165V215H167V211H166V209H165V211L163 212V208H165V207H163L164 206V204H163V199H164V197L162 198V199H160L161 198V196L163 195V196H166V197H172V195L174 196V194H175V192H176V189H175V187L172 185L173 184V175L171 174V173H169V171L168 170H166L165 171V173H164V167H162L161 166V164H160V162L162 161V160H157L156 161V163L159 161V166H161V168L159 167V166H157L158 164H156V163H153V150H155L154 148H157L154 152L155 153H162V151H164V150H167L168 149V147H166V142H167V139L168 140H172L173 138L171 137V135L173 136V137H177V138H174V140L176 139V140H178V141H180L181 139H183V140H181L182 142L183 141H188V139H185L184 140V138L186 137V138H190V131H192V130H194V132H196V131H198V128L196 127V126H191L190 125V120H191V118H195V121L196 120H201V121H204L205 123H206V126L207 127H209L210 125H211V122H210V120L211 119H204V117H203V114H202V112L201 111H199L198 109H196V108H192L193 107V104H192V101L191 100H189L188 99V94H187V92H184V90L181 88V86L179 85H174L173 84V82L170 80V78H167L168 76H167V74H165V72L163 73L161 70H160V73H158V74H156L155 72H152V73H154L155 74V76H156V79H154L155 77H153V78H151L150 79V77H149V75L151 76V75H153L150 71H148V69H146V67H144V68H142L143 67V65H152L153 64V60H154V58L152 57V56H150V55H147V54H145V53H143L140 49H135L134 47H129L128 45H126V46H124V45H122L121 47H116V48H114V46L116 45V41H114L113 40V36H111L110 35V31L108 32L107 31V26L106 27H104V26H102L101 27V30L98 32V33H96V34H91V35H89L88 33H86L84 30H82L81 28H78L76 25L74 26V25H72V26H70L69 24H67V22H65V21H63V20H59L58 19V16L59 15H63V14H70V13H73L74 12V9L73 8H71L70 7V5L68 6V5H66L63 1H59V0H42V3L41 4H37V6H38V8H37V6L36 7H34ZM53 6V7H52ZM56 6V7H55ZM138 6H139V9L141 10V11H146V13L144 14V15H142V20H143V22L145 23V27L144 28H147V29H151V28H153L154 27V25H152V24H148V23H150L149 21H150V18L152 19H155V21L156 22H161V21H163L164 22V24H165V20H166V15L164 14L165 12L163 11V10H160V9H158L155 5H153L151 8H148L147 6H146V4L145 3H139L138 4ZM141 6V7H140ZM43 7V8H42ZM55 7V8H54ZM60 7V8H59ZM70 7V8H69ZM259 7V8H258ZM54 8V9H53ZM167 8H168V11H171V10H173V11H171L173 14H175V15H177L178 14V12H177V9H175L173 6H171V7H169V6H167ZM167 11V12H168ZM216 14H217V16L221 19V21H223L224 22V24H228L229 22H228V15L226 14V13H222L221 14V12L220 11H216L215 12ZM160 16H159V15ZM149 19V21H148V19ZM43 19V20H42ZM0 20H1V18H0ZM44 21H46V23L44 22ZM22 23V24H21ZM263 22H261L260 24H259V26L261 27V28H263ZM5 27V28H4ZM10 27V28H9ZM58 27V28H57ZM167 28H169V29H171L170 28V26L169 25H167L166 26ZM2 28V29H1ZM175 27H173V29H174ZM20 33H19V32ZM22 31V32H21ZM27 34H25L24 32ZM27 31V32H26ZM34 31H35V33H34ZM45 31H47L46 33H45ZM48 31H50V32H48ZM5 32V33H4ZM18 32V33H17ZM12 33H13V35H12ZM16 33V34H15ZM36 33H40V34H36ZM64 33H66V34H64ZM23 34V35H22ZM32 34H34V36H32ZM76 34V35H75ZM25 35V36H24ZM36 35L38 36V37H36ZM43 34H42V36H44ZM54 35H56V36H54ZM65 35V36H64ZM85 35V36H84ZM88 35V36H87ZM40 36V37H39ZM64 36V37H63ZM77 37V38H75V39H80V41H79V39L78 40H75V39H70V37ZM84 36V39L82 38L81 39V37H83ZM53 37V39H51ZM72 37V38H73ZM56 38V39H55ZM59 38V39H58ZM68 38V37H67ZM28 39V38H27ZM30 40V39H29ZM75 40V41H74ZM68 41V42H67ZM71 41V42H70ZM77 41V42H76ZM113 41V42H112ZM59 42V43H58ZM70 42V43H69ZM68 43V44H67ZM37 46H36V45ZM65 44H67V45H65ZM79 44V45H78ZM108 44V45H107ZM17 45V46H16ZM32 45V46H31ZM59 45V46H60ZM39 46V47H38ZM86 46V47H85ZM95 46H97V48L98 49H94L93 50V53L94 52H96L95 54H97V52L99 51V49H101V48H99L100 46H102V48L104 47V48H106V49H109V51L108 52H106V51H101V52H99V54L101 55V56H99V54H97V57L96 56H94V55H90L89 53H91L90 51H92V49L95 47ZM25 49H24V48ZM41 47V48H40ZM80 47V48H79ZM89 47V48H88ZM129 47V48H128ZM6 48V49H5ZM14 48H15V50H14ZM23 48V49H22ZM33 48V49H32ZM39 48V49H38ZM92 48V49H91ZM19 49V50H18ZM27 49V50H26ZM83 49V50H82ZM87 49V50H86ZM105 49V50H106ZM29 50V51H28ZM36 51V55L34 54V51ZM82 50V51H81ZM95 50H98V51H95ZM0 51V52H1ZM28 53H27V52ZM80 51H81V53H80ZM7 52V51H6ZM38 52V53H37ZM68 52V51H67ZM66 52V53H67ZM87 52V53H86ZM105 52L106 53H110V54H105ZM22 53V54H21ZM23 53H24V55H23ZM27 53V54H26ZM29 53H31L30 55H28ZM32 53L34 54V56L32 55ZM71 53H72V51H71ZM9 54V55H8ZM11 54V55H10ZM41 54V55H40ZM49 54L51 55V56H49ZM68 54V53H67ZM86 54H88V55H86ZM26 55V56H25ZM32 55V57H34L33 59H32V57H30ZM77 55V56H76ZM27 57V58H25V57ZM40 56V57H39ZM75 56V57H74ZM3 57V58H2ZM70 57V56H69ZM77 57V58H76ZM11 58V59H12ZM89 58V59H88ZM119 58V59H118ZM127 58V59H126ZM18 59H19V61H18ZM20 59H22L23 60V62H24V60H25V62H24V64L27 66H25V65H23L22 63V61L20 60ZM53 59V60H52ZM92 59V60H91ZM114 59V60H113ZM136 60V61H134L135 62V64L133 63V66L132 67H128V65L132 62V60ZM35 60V61H34ZM72 60H70V61H72ZM94 60V61H93ZM100 60V61H99ZM128 60H129V62H128ZM1 61H2V63H1ZM9 61H10V59H9ZM16 61H18L19 63L16 65ZM74 61V60H73ZM85 63H84V62ZM98 61H99V63H98ZM104 61V62H103ZM106 61V62H105ZM108 61V62H107ZM112 61H113V63H116V61L118 62L117 64L119 65H117V64H113L112 63ZM115 61V62H114ZM120 61H123V62H126L125 64L122 62H120ZM138 61V62H137ZM142 61V62H141ZM146 61V62H145ZM20 62H22V63H20ZM28 62H29V66L27 65L28 64ZM81 62H79V64L81 63ZM87 62V63H86ZM101 62H103V63H101ZM110 62V63H109ZM137 62V63H136ZM3 63H5V66H4V64ZM43 63V64H42ZM72 64H73V62H71ZM84 63V64H83ZM101 63V64H100ZM146 63V64H145ZM15 66H17V67H15ZM21 64V65H20ZM71 64V65H72ZM75 65H72V67L73 66H76V64L79 66V67H81V65H79L77 62H75L74 63ZM108 64H110V65H108ZM120 64H121V66H120ZM126 66V68H124L125 66ZM9 67H8V66ZM20 65V66H19ZM22 65L24 66V68L22 67ZM45 65V66H44ZM47 65V66H46ZM91 65H92V63H90V64H88V66H90L91 67ZM118 67H117V66ZM122 65L124 66V67H122ZM132 65V63L129 65V66H131ZM135 65H137V66H135ZM11 66H14L15 67V69H14V67H11ZM19 66V67H18ZM32 66H34V67H36L35 68V70H40L41 72L43 71V72H45L46 73V75H44V73H41V72H39V74L41 73L42 75H37L36 74V71L34 70V68L32 67ZM37 66H39V67H37ZM115 66V67H114ZM135 66V67H134ZM141 66V67H140ZM7 67V68H6ZM22 67V68H21ZM28 67H29V69H28ZM108 67H110L109 69H108ZM140 67V69H138ZM9 68H11V69H9ZM20 68V69H19ZM33 68V69H32ZM101 68V69H100ZM123 68V69H122ZM129 68V69H128ZM24 69V70H23ZM30 69H32V70H30ZM48 69V70H47ZM59 69V70H58ZM128 69V70H127ZM136 69H138V70H136ZM141 69H142V71H141ZM145 69H146V71L147 72H145ZM1 70V71H2ZM7 70V72H5ZM104 70V71H103ZM108 70H109V72L111 73H109L108 75H107V73H108ZM124 71V73H123V71ZM0 71V72H1ZM14 71V72H13ZM35 71V72H34ZM66 71V70H65ZM103 71V72H102ZM118 71V70H117ZM107 72V73H106ZM127 72V73H126ZM63 73V74H62ZM114 73V72H113ZM120 73H122V74H120ZM50 74V75H49ZM103 74V75H104ZM126 74V75H125ZM127 74H129V75H127ZM14 75V76H13ZM17 75V76H16ZM44 75V76H43ZM114 75V76H113ZM120 75H124L123 77H125L124 79L123 78H121L122 76H120ZM134 75H135V77H134ZM136 75H137V77L138 78H136ZM160 75H164L165 77H161ZM11 76H12V81H10V78H11ZM19 76V77H18ZM47 76V77H46ZM49 76V77H48ZM126 76H128V78L126 77ZM131 76H132V79H133V77L137 80V82H139L141 85H139V83H137L136 82V80L135 79H133V80H131ZM167 76V77H166ZM17 77L19 78V79H17ZM114 77V78H113ZM116 77V78H115ZM152 77V76H151ZM85 78V79H84ZM162 78V79H161ZM167 78V79H166ZM50 79H52V81L50 80ZM69 79V80H68ZM87 79V80H86ZM103 79V80H102ZM108 79V80H107ZM128 79V80H127ZM138 79H140V80H138ZM9 80V81H8ZM75 80V81H74ZM83 80H85V83L88 81V85L89 86H91V89H93V87L95 88V87H97L96 89H93V90H90V93L88 92L89 91V89H87L88 87H87V85L86 86H84V84L85 83H83L84 81ZM118 80V81H117ZM123 80H125L126 82H125V84H122V81ZM131 82H130V81ZM135 80V82H136V84H138L139 86H135V84L133 83V81ZM151 80H153V81H151ZM155 80V81H154ZM162 80H163V82H162ZM5 81H1V83H2V85L4 86V83L3 82H5ZM23 81V82H22ZM72 81V82H71ZM79 81H83L82 83H78ZM102 81H104V82H102ZM108 81V82H107ZM116 81V83H114V84H117V87H116V85H113V82H115ZM130 83H129V82ZM14 82V83H15ZM28 82V83H27ZM90 82V83H89ZM91 82H93V84L94 85H92V83ZM102 82V83H101ZM110 82V83H109ZM112 82V83H111ZM120 82H121V84H120ZM151 82H153V83H151ZM13 85H12V84ZM23 83V84H22ZM26 83H27V85H26ZM63 83V84H62ZM75 83V84H74ZM106 83V85L105 86H107L106 88L103 86L104 84ZM123 83H124V81H123ZM128 83L129 84H131V85H128ZM65 84V85H64ZM79 84H81V90H80V85ZM91 84V85H90ZM112 84V85H111ZM151 85V87H150V85ZM152 84H154L155 85V87H158V88H156L155 89V87H154V85H152ZM156 84H159V86H156ZM96 85V86H95ZM123 85V86H122ZM37 86V87H36ZM101 86H103L102 88H101ZM130 87V89H131V91L133 90V92H131L130 91V89H127L128 87ZM142 86V87H141ZM145 86V87H144ZM153 86V87H152ZM174 86V87H173ZM36 89H35V88ZM39 87V88H38ZM83 87H85L86 89H84ZM110 87V88H109ZM134 87V88H133ZM139 87V88H138ZM145 88V89H141V88ZM76 88H78V89H76ZM82 88L84 89L83 91H82ZM90 88V87H89ZM115 88V89H114ZM181 88V89H180ZM159 89V90H158ZM164 89V90H163ZM66 90V91H65ZM80 90V91H79ZM94 90H95V92H97V93H94ZM165 90H168L167 91V93L165 92ZM99 91H101L102 93H101V95L100 94H98V93H100ZM109 91V92H108ZM115 93H114V92ZM141 91V92H140ZM119 94H118V93ZM127 92V93H126ZM131 92V93H130ZM136 92V93H135ZM143 92V93H142ZM181 92V93H180ZM91 93H92V95H93V97L92 96H89V95H91ZM104 93V94H103ZM109 93V94H108ZM129 93V94H128ZM138 93V94H137ZM141 93H142V95H141ZM180 93V94H179ZM184 93H185V95H184ZM33 94V95H32ZM75 94H77V95H80V96H76ZM96 94H98V96L96 95ZM103 94V95H102ZM108 94V95H107ZM112 94V96L110 97L109 95H111ZM125 94V95H124ZM39 95H42V96H39ZM49 95H51L50 97H49ZM54 95H55V97H54ZM105 95H106V97H110L111 99H110V101H114L115 102V99H116V102H119V101H122V100H124V98H126L128 95V97H130L129 99H131L130 101H129V103H131L132 104V106H133V111H134V113L135 112H137V114H140V115H138V116H140L139 118L138 117H136V115H134V118L132 117L133 115H131V117H130V120H128L129 118L126 116L125 118H126V122H123V120L125 121V119H119V117H117V115H118V113H117V111H118V107H117V105L119 106V105H122L123 104V101L122 102H120V103H122V104H118V103H116V104H112L111 105V102H110V105H107V104H109L108 102H106L105 103V101H104V99H107V98H104L105 97ZM141 95V96H140ZM38 96V98H36L35 99V97H37ZM58 96H60V97H58ZM82 96V97H81ZM115 96H119V98H117V97H115ZM138 96H140V97H138ZM146 97V98H144V97ZM186 96H187V98H186ZM39 97H40V100H38L39 99ZM79 97V98H78ZM108 97V98H109ZM114 99H113V98ZM138 97V98H137ZM151 99H150V98ZM53 98V99H52ZM81 98H85L84 99V101H83V99H81ZM86 98H87V100H86ZM91 98V99H90ZM137 98V99H136ZM147 98H149L150 99V101H149V99H147ZM152 98H155L156 99V101L155 100H153ZM89 99V100H88ZM96 99H97V101H96ZM99 99V100H98ZM101 99H102V101H103V103H102V101H101ZM139 99H140V101H141V103H140V101H139ZM142 99L144 100V101H142ZM185 99V100H184ZM50 100H52V101H50ZM55 100V101H54ZM56 100H58V101H56ZM64 100H65V103L66 104H69V105H71L70 106V111L68 112V110H69V108L68 107H66L67 105L65 104V103H63L64 102ZM92 100L94 101L93 103H91L92 102ZM136 101L135 103L133 102H131V101ZM151 100H153V101H151ZM2 103H5L4 105H2V106H0V111H2V108H3V111L2 112H0V115H1V113H3L4 112V108H6V107H12L13 105H12V103L9 105V104H6L7 102H3V101H5V100H0ZM61 101H63V102H61ZM67 101V102H66ZM89 101H91V102H89ZM101 101V102H100ZM138 101V102H137ZM1 102H0V105H1ZM52 102H53V104H54V106L52 105ZM56 104H55V103ZM58 102H59V104L60 105H58ZM145 102H147V103H145ZM41 103V104H42ZM63 103V105H64V108H63V105H62V107H61V104ZM79 103L80 104H82V106L79 108H77L76 109V106L78 105V106H80L79 105ZM87 103V104H86ZM142 103H144V105L142 104ZM150 103V104H149ZM199 104V105H201V106H203V103L202 102H196V104ZM52 105V108L53 107H55V110H54V108L52 109V108H50L51 106L50 105ZM134 104V105H133ZM139 104H142V106L140 107V106H138ZM12 105V106H11ZM47 105H48V107H47ZM68 105V106H69ZM83 105H84V109H85V115L87 114H89V112L91 113V111H93V114H95V113H97V114H95L94 116L96 117H94L93 118V114L92 115H88V117H85L84 118V116H83V114H84V111H83V113H82V115L81 116H83V119L81 118L80 119V117L79 118H77L78 116H76V115H74V113L71 111L72 109L74 110V106H75V110L74 111H80V109H81V111L83 110ZM101 105V106H100ZM103 105V106H102ZM148 105H149V108H148ZM15 106V105H14ZM13 106V107H14ZM58 107V109H57V107ZM97 106H98V108H97ZM110 108H109V107ZM112 106V107H111ZM136 106H138V107H136ZM145 106V107H144ZM153 106V107H152ZM2 107V108H1ZM9 107V108H10ZM67 108V110H66V108ZM71 107H72V109H71ZM102 107V108H101ZM104 107V108H103ZM106 107V108H105ZM134 107H136V108H134ZM148 108V110L151 108V110H152V108H154L155 107V109H157L156 111L157 112H155V109H154V111H152V112H154V113H157V118H155L157 121H158V119H160L159 121L161 122V124L163 123L164 124V122L166 121L167 122V125H160V127H159V129H158V125L160 124L159 122L158 123H156L157 121H155V119L152 117V112L151 111H148V110H145L144 108ZM62 108V109H61ZM116 108V109H115ZM138 108V109H137ZM146 108V109H147ZM160 108H161V110H160ZM167 108V109H166ZM7 109V108H6ZM5 109V110H6ZM10 109H12V108H10ZM59 109H61L60 111H59ZM86 109H88V110H86ZM105 109V110H104ZM137 109V110H136ZM167 110V114H168V117H170L173 113H174V111L176 110V112H175V114H173L174 115V117H176V118H178V119H175L174 117H170V118H168L166 115V113H162L161 111H166ZM168 109H170L169 110V112H168ZM8 110V109H7ZM12 110H14V108L12 109ZM54 110V111H53ZM64 110V111H63ZM91 110V111H90ZM106 110H108V111H106ZM140 110V111H139ZM146 112H145V111ZM160 110V111H159ZM26 111V110H25ZM44 111V112H45ZM65 111H67V112H65ZM80 111V112H81ZM100 111V112H99ZM109 111H110V113H109ZM114 111L116 112L115 114H114ZM158 111H159V115H158ZM26 112H28V110L26 111ZM25 112V113H26ZM55 112V113H54ZM71 112V113H70ZM143 112V113H142ZM145 112V113H144ZM150 113L151 115H147L148 113ZM170 112H172V113H170ZM184 112H186V113H184ZM28 113H30V110H29V112ZM28 113H26V114H28ZM147 113V114H146ZM160 113H162L163 115H165L166 116V118H164V116L162 115V114H160ZM180 113V114H179ZM4 114V113H3ZM51 114H54L53 116L51 115ZM111 114V115H110ZM114 114V115H113ZM117 114V115H116ZM142 114H145V116H143ZM171 114V115H170ZM180 115V117H182V118H180L178 115ZM60 115V116H59ZM170 115V116H169ZM178 117H177V116ZM3 115H1L0 116V118L2 117ZM69 116H71V117H69ZM113 116V117H112ZM114 116H116V117H114ZM143 116V117H142ZM155 116V114H154V117H156ZM161 116V117H160ZM185 116V117H184ZM187 116H189V117H187ZM197 118H196V117ZM63 117H64V119H63ZM135 117L137 118V120L135 121ZM151 117V118H150ZM184 117V118H183ZM93 118V119H95V120H92V121H90V124H88L87 123V120H88V122H89V120H91V119ZM112 118H114L113 120H112ZM116 118H118L119 120H118V122L116 121L117 119ZM133 118V119H132ZM150 118V119H149ZM153 118V119H152ZM189 118V119H188ZM31 120H32V117L30 118ZM30 119H29V121H30ZM100 119H102L101 121H100ZM134 120V121H132V120ZM139 119V120H138ZM151 119H152V122H153V120H154V124L152 123V126L151 127H153L154 129H155V131H154V129L153 128H151L150 127V125H149V123L151 122ZM187 119L189 120V121H187ZM70 120V121H69ZM146 120V123L144 122ZM163 120V121H162ZM184 120H186V121H184ZM46 121H48V120H46ZM50 121V120H49ZM48 121V122H49ZM94 121V122H93ZM96 121L98 122V123H96ZM120 121L122 122V124H120ZM132 121V124L130 123ZM147 121H148V125H147ZM31 122V123H30ZM30 122H27V127H29L30 125H32L33 123H32V121H30ZM86 122V123H85ZM105 122H107L106 124L107 125H103ZM115 122V123H114ZM139 122V123H138ZM143 122H144V124H143ZM166 122H165V124H166ZM169 122V123H168ZM94 123V125L92 126V124ZM99 123H103L102 125H103V127H101V129H99L100 127L99 126H101V124H99ZM125 123H127V125L129 126H127ZM136 123L138 124V125H136ZM189 123V124H188ZM29 124V125H28ZM99 126H98V125ZM119 124V125H118ZM151 124V123H150ZM158 124V125H157ZM168 124H170V129H168ZM172 124V125H171ZM55 125V126H56ZM90 127H89V126ZM147 127H146V126ZM155 125H157V126H155ZM69 126H70V128H69ZM71 126H73V127H71ZM75 126V127H74ZM96 126V127H95ZM105 126V127H104ZM108 126H109V128H108ZM111 126V127H110ZM121 126V127H120ZM132 126H135L137 129H141V131H140V133L141 132H143L142 133V136L143 137H141L140 135L138 136V133H139V131L137 130V129H133L132 128ZM140 126V127H139ZM167 126V127H166ZM180 128H179V127ZM31 127V126H30ZM107 127V128H106ZM113 127H114V129H113ZM134 127V128H135ZM148 127H150L151 129H149ZM157 127V128H156ZM164 127V128H163ZM178 127V128H177ZM196 127V128H195ZM56 128H57V126H56ZM67 128V129H66ZM106 130H105V129ZM111 128L113 129V130H111ZM124 128V129H123ZM131 128V129H130ZM148 128V129H147ZM162 128V129H161ZM105 131H103V130ZM110 129V130H109ZM161 129V130H160ZM164 129H166V131L164 132ZM195 129H197V130H195ZM77 130H83L82 132V136H81V132H78ZM98 130V131H97ZM100 130V131H99ZM134 130H136V132H134ZM148 130H153V131H148ZM114 131H115V133H114ZM131 131V132H130ZM148 131V132H147ZM158 131V132H157ZM160 131V132H159ZM63 132V131H62ZM138 132V133H137ZM155 132H156V134H155ZM117 133V134H116ZM129 133H131V134H129ZM132 133H134V134H132ZM152 133H154V136H152L153 134ZM76 134H78V139H77V135ZM94 134V135H93ZM144 134V135H143ZM159 134H161V135H159ZM166 134V135H165ZM2 135V136H1ZM93 135V136H92ZM135 135V136H134ZM159 135V136H158ZM168 135V137H166V138H163V139H161V137L163 136V137H165V136H167ZM70 136V138L71 139H73V140H71L70 138H68ZM86 136H90V137H88V139H87V137ZM95 136V138L93 139V140H90V138H93ZM156 136V137H155ZM86 137V138H85ZM97 137V138H96ZM110 137V138H109ZM121 137V138H120ZM131 137V138H130ZM133 137H135V138H133ZM160 137V138H159ZM180 137V140L178 139ZM63 138V139H62ZM84 139L85 138V140H80V139ZM103 138V140H101ZM132 138H133V140H132ZM139 138V139H138ZM142 138H145L144 140L142 139ZM151 139V140H147V139ZM66 139H68V140H66ZM110 140V142H112V144H110V142L107 144L105 141L106 140ZM135 139H136V141H135ZM159 139V140H158ZM166 139V140H165ZM6 140H8L7 141V143H6ZM22 139H20L19 141L17 140V142H20V146H21V142H23L25 139H23L22 141H21ZM89 140H90V142L92 143L93 142V144H91L90 142H89ZM108 140H107V142H108ZM112 140H114V141H112ZM126 140V141H125ZM129 140V141H128ZM132 140V141H131ZM140 140V141H139ZM65 141H68V142H65ZM82 141V142H81ZM87 142L86 143V146H93L94 144H95V146H93V147H91V148H89V147H84L85 146V142ZM103 143H102V142ZM139 141V142H138ZM8 142H10V143H8ZM80 142H81V145H80ZM83 142H84V144H83ZM158 142V143H157ZM24 143V142H23ZM73 143L71 144V145H67V147H70V146H72L73 145ZM134 143H135V145H134ZM136 143H138V144H136ZM142 143V144H141ZM147 143V144H146ZM163 143V144H162ZM5 144H6V146H5ZM10 144V145H9ZM90 144V145H89ZM97 144V145H96ZM105 144V145H104ZM120 144H122V145H120ZM125 144V145H124ZM23 145V144H22ZM76 145H73V146H76ZM129 145V146H128ZM145 145V146H144ZM148 145H149V147H148ZM160 145V146H159ZM7 146L9 147V148H7ZM53 146V145H52ZM50 147V149L52 150V148L53 147ZM72 146V147H73ZM81 146V147H80ZM105 146V147H104ZM117 146V147H116ZM123 146H126V147H128L129 149H126V147H124V149H122L121 150V148H123ZM11 147H13V148H11ZM14 147H16L17 148V150H15L14 149ZM31 147H33V145L32 146H30L29 147V149H31L32 151H33V149L31 148ZM82 147H84V149H82ZM119 147H120V149H119ZM154 147V148H153ZM6 148V149H5ZM75 148V147H74ZM110 148V149H109ZM114 148H116V149H114ZM151 148H153V149H151ZM159 148V149H158ZM9 149H14L13 151L15 152H17V154L16 153H14V152H12V150H9ZM88 149H91V150H88ZM101 149V150H100ZM3 150V151H2ZM55 149H53L52 150V153L54 154V155H52L51 154V151L50 152H47L48 154H50V157H51V159L50 160H55L56 159V161H51V162H53V164H54V166L56 167V166H58L57 164H59V163H57V161H59V160H61V159H59L58 160V158H57V156L56 155H58L55 151H54ZM102 150H104L103 151V153H101L102 152ZM105 150H107V152L105 151ZM120 150V151H119ZM138 150V151H137ZM152 150V151H151ZM158 150V151H157ZM160 150V151H159ZM137 151V152H136ZM11 152H12V154L14 155H12L11 154ZM109 152V153H108ZM139 152H141L140 153V155H143L144 153L146 154H144L143 155V157H141L139 154H137V153H139ZM142 152H143V154H142ZM149 152H150V154H149ZM152 152V153H151ZM119 153V154H118ZM132 153V154H131ZM134 153V154H133ZM6 154V155H5ZM47 154V155H48ZM129 154V155H128ZM138 156H137V155ZM11 155V157H12V159H14V162H12V159H11V157H9V156ZM15 155H16V157H15ZM104 155V154H103ZM130 155H132V156H130ZM20 158H19V157ZM49 156V155H48ZM52 156H54L53 158L54 159H52ZM118 156V157H117ZM122 156V155H121ZM147 156V157H146ZM150 156V157H149ZM50 157H48V158H50ZM77 157L78 156H76V157H74V159H75V162H76V160H77ZM124 157H126L125 158V160H124ZM134 157V158H133ZM137 157V158H136ZM144 157H146L145 159H144ZM148 157L150 158V159H152V161L151 160H149L148 161ZM17 158V159H16ZM19 158V159H18ZM133 159V161H130V160H132ZM138 158H140V159H138ZM73 159V158H72ZM81 160V158L79 157L78 158V160ZM16 160H18V161H16ZM79 160V161H80ZM120 160V159H119ZM118 160V161H119ZM120 160V161H121ZM126 160H128L127 161V164H130L129 165V167H128V165L127 164H125L126 163ZM139 161L138 163L136 162V161ZM6 161H8V162H6ZM62 161V160H61ZM61 161H60V163H61ZM130 161V162H129ZM140 161H141V164H140ZM4 164H3V163ZM15 162H18L19 163V165H18V163H15ZM56 162V163H55ZM150 162V164L147 166V163H149ZM6 163V164H5ZM22 163V164H21ZM23 163H25L26 165V168L24 167V166H22L23 165ZM30 163V164H29ZM133 163V164H132ZM135 163H137V164H135ZM153 163V164H152ZM11 164H12V166H11ZM17 166H16V165ZM32 164V165H31ZM52 164V165H53ZM132 164V165H131ZM156 164V165H155ZM4 165H5V167L7 168H4V169H2L1 167L3 166L4 167ZM32 167H31V166ZM63 165V164H62ZM83 165V166H82ZM86 165H88V166H86ZM99 165V166H98ZM133 165L134 166H136V167H134V168H132L133 167ZM143 165H145L146 167H143ZM10 166V167H9ZM20 166H22V167H20ZM59 166L60 167H57V169H62L63 167H61V165L59 164ZM104 166V165H103ZM138 166H139V169H140V172H135V171H138L139 169H138ZM141 166L143 167V168H141ZM153 166H154V168H153ZM24 167V168H23ZM30 167V168H29ZM86 167V168H85ZM152 167V168H151ZM157 167V168H156ZM29 168V169H28ZM96 168V169H95ZM99 168V169H98ZM103 168H106V165L103 167ZM147 168H149V169H147ZM159 168V169H158ZM23 169H25V170H23ZM28 169V170H27ZM64 169V168H63ZM80 169V168H79ZM120 169V168H119ZM123 169L121 168V170L123 171ZM134 169H138V170H133ZM152 169V170H151ZM18 170V171H17ZM92 170V172L90 173V172H87V171H91ZM96 170H98V171H96ZM142 170V171H141ZM153 170H154V172H157L156 174L153 172ZM157 170V171H156ZM11 171H12V173H11ZM17 171V172H16ZM22 171V172H21ZM27 171H28V173H30V174H28L27 173ZM62 171V170H61ZM107 171V170H106ZM146 171H147V173H146ZM159 171V172H158ZM18 172H20L21 174H22V176H21V174H19ZM97 172V173H96ZM132 172H133V174H132ZM149 172V173H148ZM152 172V174H150ZM90 173V174H89ZM95 174V175H93V174ZM118 173H120L122 176L120 177V175L118 174ZM138 175H137V174ZM142 174V176H139V174ZM143 173H146V174H143ZM154 173V174H153ZM24 174V175H23ZM32 174V175H31ZM35 174V175H34ZM92 174V175H91ZM107 174V175H106ZM137 175V176H139V178L137 177V176H135V175ZM148 174H150L151 176H153V175H160V177H158V176H153L152 178H151V176L150 175H148ZM169 174V175H168ZM9 175H15L14 177L12 176V178H11V176L9 177ZM116 175H117V177H116ZM123 175H125V176H123ZM146 175V176H145ZM168 175V176H167ZM24 176H26V177H24ZM31 176H33V177H31ZM86 176H87V178H86ZM88 176H89V178H88ZM95 176H97L96 178H94L93 180H92V178ZM144 176H145V178L147 179H145L144 178ZM150 178H149V177ZM18 177H20V179H21V177H24V178H22L21 180L20 179H18ZM92 177V178H91ZM100 177V178H99ZM120 177V178H119ZM123 177V178H122ZM128 177V181H129V183H130V181H131V185H132V189L130 188V184H127L128 183V181H125L126 179L125 178H127ZM129 177H130V179H129ZM136 178V181H135V178ZM172 177V178H171ZM83 178V177H82ZM88 179L87 181H86V179ZM90 178H91V180H90ZM101 178H103V180L101 179ZM134 178V179H133ZM145 180H144V179ZM5 179H6V181H5ZM34 179V180H33ZM110 179H112L111 181H113V183L110 181ZM117 179V180H116ZM123 179V180H122ZM133 180V182H132V180ZM138 179H139V181L142 179V180H144V182H142V184L138 181ZM153 179V180H152ZM157 179V180H156ZM160 179V181L161 180H163V181H161L162 183L160 184L161 186L163 185V187L165 186V182H166V180L168 181V187L167 186H165V188H160V185L158 186V187H156V185H158L160 182H158V180ZM12 180V181H11ZM41 180L43 181L42 183H43V187L41 188V190H39L40 191V193H42V194H45L46 196L47 195H49V194H51V191H53L52 190V188H53V186H51L52 188H50V185L48 186L47 185V180H46V178L44 177H41L40 178V182H41ZM91 181V183H90V181ZM106 180H109V181H107V183L106 182H104V181H106ZM122 180V181H121ZM148 180H149V182L150 183H148ZM155 180V181H154ZM4 181H5V183H4ZM18 181L20 182V183H18ZM95 181L98 183V181L100 182V187L98 188L97 186H94V185H96L95 184ZM107 185V184H109V182H110V184L109 185H104L103 186V182ZM115 181V182H114ZM118 181V182H117ZM152 181H154V182H152ZM170 181V182H169ZM172 181V182H171ZM39 182V184H42V183H40ZM89 184H88V183ZM101 182H102V185H101ZM125 184H124V183ZM136 182H138V183H136ZM146 182H147V184L150 186L149 188H151V190H154V188H155V190H157V193L156 194H158V192L160 193L161 192V196L159 197V195H153L152 193V196H151V194H149L150 196H151V198H152V200H150L151 198L148 196V194L146 193V191H145V187H146ZM121 183V184H120ZM133 183H134V185H133ZM136 183V184H135ZM169 183H171L170 184V186H172V187H170L169 186ZM18 184V185H17ZM46 184V185H45ZM99 184V183H98ZM97 184V185H98ZM118 184V185H117ZM139 184V185H138ZM155 186V187H153V185ZM89 185V186H88ZM91 185H93V187L95 188V189H93L92 187H91ZM120 185H121V187H120ZM124 185V186H123ZM135 185H137L138 186V190H136V186ZM141 185V189L142 190H140V188H139V186ZM152 185V186H151ZM109 187L108 188V190H110V191H104V189L105 190H107L106 189V187ZM120 187V188H117V187ZM123 186V187H122ZM127 186H128V188H127ZM145 186V187H144ZM4 187V188H3ZM48 187V188H47ZM67 187V186H66ZM86 187V189H84ZM92 188V192L91 193H93V194H90V193H88L90 190H89V188ZM104 187V188H103ZM153 187V188H152ZM87 188H88V190L89 191H87ZM99 190V191H97V189ZM111 188V189H110ZM144 188V189H143ZM158 188V189H157ZM160 188V189H159ZM100 189H101V191H100ZM122 189V190H121ZM126 189H128V191L126 190ZM161 189H163V190H161ZM164 189H167L166 190V192H164L165 190ZM169 189H171V190H169ZM6 190V192H4ZM84 190V191H83ZM96 190V192H100V194H98L97 196H98V198H97V196H95L96 194H95V192H93V191H95ZM102 190H103V193H102ZM117 190V193H116V195H115V197L113 198V193L115 192ZM124 190V191H123ZM132 190V191H131ZM134 190V191H133ZM138 191V194H137V192L136 191ZM143 191L144 190V192H140V191ZM44 191V192H43ZM50 191V192H49ZM85 191H87V194H86V192ZM113 191V192H112ZM126 192V193H129V195L128 194H126V193H123V192ZM130 191L132 192V195H130L131 193H130ZM2 192H4V193H2ZM71 192V191H70ZM83 192V193H82ZM107 192L109 193L110 192V194H107ZM124 195L123 196V198H125V199H123V198H121L122 197V195H118V194H121V193ZM139 192H140V194H139ZM165 194H164V193ZM173 192V193H172ZM21 193V194H20ZM86 195H85V194ZM102 193V194H101ZM104 193H105V196H104ZM170 193V194H169ZM69 196H68V195ZM82 194H84V195H82ZM90 194V195H89ZM107 194V195H106ZM143 194L144 195H147V196H143ZM21 195V196H20ZM65 195H67V197L69 198H66V196L64 197ZM101 195V196H100ZM117 195H118V199L116 198L117 197ZM137 195H140V196H138L137 197ZM141 195H142V197H141ZM23 196V197H22ZM82 199L83 197L82 196H85V198H84V200H82V202H81V200L79 199V197ZM94 196V198H93V200H92V197ZM105 197V198H103V197ZM111 196V197H110ZM128 198H130L131 196V198H130V200H128V203H129V201L131 202V204H134L135 202H136V204H134L135 205V209H137V211L136 210H130L131 209V204L129 203V206H128V204H127V207L129 208V209H125V206H126V204H125V202L127 203V200H126V198L127 197ZM153 196H155V197H153ZM17 198V200H15L16 198ZM77 197H78V199H79V201H78V199H77ZM101 197V198H100ZM134 197H136V198H134ZM145 197V198H144ZM146 197L148 198L147 200H150V201H147V202H149V203H147L146 202ZM170 197V198H171ZM61 198V199H62ZM89 198V201L87 200ZM108 198V199H107ZM111 198V199H110ZM127 198V199H128ZM159 198V202H157L158 200L157 199ZM173 198V197H172ZM66 199V200H65ZM96 199V200H95ZM106 199V200H105ZM113 199V200H112ZM115 199H117V201L115 200ZM119 199H123L124 200V202H123V200H122V204L120 203V201H119ZM131 199L133 200V201H131ZM141 199H142V201H141ZM144 199V200H143ZM155 199V200H154ZM57 200V201H56ZM69 200V201H68ZM72 200H73V202H72ZM97 200H104V201H106V204H107V202H108V210L106 211V212H103L102 210L100 211L99 209H98V204L96 203V202H98ZM110 200V201H109ZM126 200V201H125ZM136 200V201H135ZM140 200V201H139ZM157 200V201H156ZM20 201V202H19ZM24 201V202H23ZM28 201V202H27ZM56 201V202H55ZM68 201V203H66ZM75 201V202H74ZM84 201V202H83ZM86 201H88V203L89 202H91L92 204H93V202H95L94 204H96V205H94V207L96 206L97 207V211H98V213H96V209H93V206L91 205V204H87L86 203ZM114 201V202H113ZM138 201V202H137ZM154 201H155V205H158V206H156V214L154 213V211H155V209L154 208H152V207H155V206H152V205H154ZM58 202H60V204H58ZM117 202V203H116ZM25 203V204H24ZM29 205H28V204ZM70 203V204H69ZM76 203H80V204H82L81 206H83V207H81L80 205H79V207H81L83 210H82V212H81V215L83 214V215H85L86 217H88V218H90L91 217V213H92V216H94L95 214L97 215H100L101 214V216L103 217L102 218V221H101V228L99 229V231H94V229H93V227H92V225H90V229H89V231H85V230H83V232H81L82 231V229L80 230L79 229V227L80 228H82L81 226H79L78 227V222H80V221H77V220H80L79 219V217H82L81 215L79 216L78 215V213H79V211H76V210H78V209H74V208H79L77 205L78 204H76ZM85 203H86V205H85ZM112 203L114 204V203H116V204H114L113 206H112ZM123 203H124V207L122 206L123 205ZM140 203V204H139ZM144 203H146L147 205H148V207L146 208V204L144 205V207H143V204ZM159 203V204H158ZM56 204L58 205V207H59V205L60 206H62V207H59V209H61L62 210V212H61V210H59L57 207H56ZM66 204V205H65ZM75 205L76 204V207L75 206H71V205ZM118 204L120 205L121 204V209H119L120 207H118ZM89 205V206H88ZM134 205L132 206V208L134 209ZM47 206V207H46ZM54 206V207H53ZM73 208V210H75L76 212H77V215L76 214H74V212L75 211H71V207ZM88 209V210H90L89 212H88V210H87V212H86V208ZM88 206V207H87ZM112 206V207H111ZM150 206V207H149ZM152 206V207H151ZM68 207V208H67ZM70 207V208H69ZM90 207V208H89ZM95 207V208H96ZM113 207H118L117 209H115V208H113ZM122 207H123V209H125V211L122 209ZM140 207V208H139ZM67 208V209H66ZM91 208L94 210H92L91 211ZM160 208V209H159ZM162 208V209H161ZM35 209H36V211H35ZM37 209H38V211H37ZM45 209H47V210H45ZM52 209V210H51ZM110 209L111 210H114V211H111L110 212ZM139 209V210H138ZM140 209H141V211H140ZM148 209H151V210H148ZM44 212H43V211ZM58 210H59V212H58ZM66 210V211H65ZM69 210H70V213H69ZM118 210V212L120 211V210H122L121 212V214H120V212L118 213H116V215H111V214H115V212ZM127 210H129V211H127ZM144 210H145V212H144ZM161 210H162V212L163 213H165V214H162L161 213ZM20 211V212H19ZM40 211V212H39ZM54 211V212H53ZM56 211H57V215H56ZM65 211V212H64ZM100 211V212H99ZM127 211V212H126ZM148 211H149V213H148ZM38 212L40 213V214H38ZM85 212V213H84ZM101 212H103V213H101ZM128 212H130V214H131V212L134 214V212H136L135 213V215L134 216H137L138 217V219H137V217H134V218H136V219H134V222H135V220L136 221H138L137 223H134V224H136L135 226L136 227H133V231H134V229H135V231L138 233H135V232H133L132 231V235H130V231H131V229L132 228H130L129 226H130V224L132 225V222L131 221H133V217H131L130 215H129V213ZM151 212L152 213H154L153 214V216L155 217H153L152 216V214H151ZM72 213L74 214L73 216H71L72 215ZM123 213H126L127 214V216H125V214H123ZM147 213H148V215H147ZM158 213V214H157ZM38 214V215H37ZM45 214V215H44ZM65 214V215H64ZM70 214V215H69ZM87 214H89V215H87ZM104 214V215H103ZM106 214V215H105ZM117 214H120L121 215V217H123V219L121 218V217H119V215H117ZM133 214H131L132 216H133ZM160 214H162V216L164 215V217H162V216H160ZM128 215H129V217H128ZM140 215V216H139ZM143 215H145V216H142ZM156 215V216H155ZM42 216H43V218H42ZM58 216V217H57ZM64 216V217H63ZM68 216V217H67ZM71 216V217H70ZM74 216H75V218L77 219H75L74 218ZM78 218H77V217ZM110 216L113 218H111V221H110ZM115 216H118V218H116ZM125 216V217H124ZM154 219H156V221L155 220H152L153 218ZM37 217V218H36ZM59 217H60V219H59ZM72 217H73V219H72ZM108 217V218H107ZM158 217V218H157ZM161 217H162V219H161ZM35 218V219H34ZM40 218V219H39ZM57 218H58V223H57ZM115 218V219H114ZM125 218H127V221L125 220ZM130 220H129V219ZM62 219V220H61ZM106 219H109V220H107L106 221ZM158 219V220H157ZM72 220H74V221H72ZM113 220V221H112ZM160 220H161V223H160ZM46 221L48 222L47 224H46ZM103 221H105V223H106V225H104L105 226V228L107 229V228H109V226H114L115 224L117 225L115 228L116 229H111L112 227H110L109 228V230L110 231H112L113 233H110V235L112 234V236L111 237H113V235H115L113 238H111L110 237V239L111 240H109V233H108V231L109 230H106L104 227H103V224H105ZM115 222L114 223V225L112 224V223H110L108 226H107V224H108V222ZM122 221H124V222H122ZM155 221V222H154ZM69 222V223H68ZM72 222H73V225H71L72 224ZM74 222H75V225H74ZM78 224H77V223ZM122 222V223H121ZM125 222H127V223H125ZM128 222H131V223H128ZM148 222V223H147ZM55 223V224H54ZM66 223H68V224H66ZM71 223V224H70ZM121 223V226H119L118 224H120ZM124 223V224H123ZM146 223H147V225H146ZM165 223H166V221H165ZM57 224H58V226H57ZM112 224V225H111ZM123 224V225H122ZM129 224V226L127 227V225ZM140 224V225H139ZM143 224H145V225H143ZM66 225V226H65ZM68 225V226H67ZM73 226V227H71V226ZM56 226V227H55ZM60 226V227H59ZM107 226V227H106ZM122 226H124V227H127V229H122ZM132 226H134V225H132ZM131 226V227H132ZM123 227V228H124ZM41 228V229H40ZM45 228H46V230H45ZM55 228H56V230H55ZM58 228V229H57ZM77 228H78V230H79V232L77 231ZM104 228V229H103ZM129 228V229H128ZM138 230H137V229ZM101 229H102V231L104 230H106L104 233H107V235L106 234H103V232L101 231ZM37 230V231H36ZM64 230V231H63ZM76 230V231H75ZM121 230L123 231V232H126V233H124V237H123V233L121 232ZM126 230V231H125ZM109 231V232H110ZM114 231H115V234H114ZM152 231V230H151ZM64 232V233H63ZM84 232H87L86 234H84ZM94 232V233H93ZM100 232H102L101 234H100ZM58 233V234H57ZM41 234V235H40ZM57 234V235H56ZM68 234V235H67ZM75 234V235H74ZM85 235V236H87L88 235V237H85V236H82V238L83 239H85V243H84V241H81L82 243H84V244H82V243H79V242H77L78 241V239H81V235ZM103 234V235H102ZM133 234H135L134 236H133ZM47 237H46V236ZM55 235V236H54ZM60 235H62L61 237H60ZM65 235V236H64ZM91 235V236H90ZM93 235H94V237H93ZM97 235H99V236H97ZM104 235H105V237H104ZM126 235V236H125ZM43 236V237H42ZM64 236V237H63ZM101 236V238H99ZM48 237H49V241H47L48 240ZM71 237H73V238H71ZM76 237V238H75ZM96 237H97V239H96ZM115 237L117 238V240L115 239ZM51 238V239H50ZM56 238V239H55ZM68 238V239H67ZM93 238V239H92ZM95 238V239H94ZM119 238V239H118ZM57 239H59V240H57ZM70 239V240H69ZM136 239V240H135ZM54 240V241H53ZM68 240V241H67ZM75 240V241H74ZM106 240H108L107 242H106ZM63 241V242H62ZM70 241V243H69V245H66V243L68 244V242ZM112 242L111 244L112 245H110V243L109 242ZM116 241H118V243H119V246L120 247H122V248H120V247H118L117 245V243H115ZM53 242V243H52ZM58 242V243H57ZM71 242H75L76 243V245L75 246H73V244H75V243H73V244H71ZM104 242V241H103ZM57 243V245H55ZM63 243H64V246H63ZM78 243V244H77ZM108 243V244H107ZM114 243H115V246H114ZM107 244V245H106ZM117 244V245H116ZM53 245V246H52ZM67 247H66V246ZM106 245V246H105ZM70 248H69V247ZM86 246V247H87ZM117 246V247H116ZM52 247V248H51ZM75 247V248H74ZM114 247H115V250H114ZM64 248V249H63ZM68 248V249H67ZM84 248V247H83ZM124 248V249H123ZM52 250V251H51ZM54 250V251H53ZM67 250L69 251V252H67ZM73 252H72V251ZM76 250H77V248H76ZM63 251V252H62ZM115 251V252H114ZM120 251V252H119ZM122 251V252H121ZM60 252V253H59ZM61 252H62V254H61ZM118 252V253H117ZM56 253H57V255H56ZM119 253H122V255H124V257H123V259L121 258L122 257V255H121V257H120V255H119ZM71 254H74V255H71ZM60 255V256H59ZM2 256V257H1ZM5 256H6V258H5ZM120 258H119V257ZM72 257V258H71ZM99 257H101V258H99ZM119 258V259H118ZM4 259V260H3ZM6 260V261H5ZM57 260V261H56ZM86 260V261H85ZM120 260V261H119ZM60 261V262H59ZM62 261V262H61ZM108 261V262H107ZM89 263L91 264V262L89 261ZM98 263V264H99ZM125 263L126 264H129L127 261H125ZM162 263H166V259H163V261H162Z\"/></svg>",
  "mask_w": 264,
  "mask_h": 264
}]
</instances>
